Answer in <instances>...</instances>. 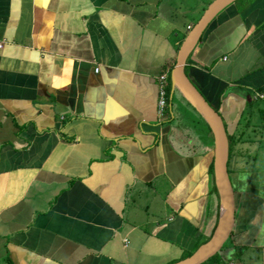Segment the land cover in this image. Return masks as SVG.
<instances>
[{"label":"crops","instance_id":"0c3cea01","mask_svg":"<svg viewBox=\"0 0 264 264\" xmlns=\"http://www.w3.org/2000/svg\"><path fill=\"white\" fill-rule=\"evenodd\" d=\"M175 11L170 0H0V264H173L211 237L210 129L172 86L157 116V77L194 26ZM184 69L229 137L224 254L251 248L248 264H264V172L238 168L258 135L264 154V0L223 10Z\"/></svg>","mask_w":264,"mask_h":264},{"label":"water","instance_id":"95a60500","mask_svg":"<svg viewBox=\"0 0 264 264\" xmlns=\"http://www.w3.org/2000/svg\"><path fill=\"white\" fill-rule=\"evenodd\" d=\"M237 0H213L187 33L170 71L171 86L180 92L206 123L213 138V181L219 197V213L211 237L190 256L173 264H202L218 253L234 228L235 191L228 173L229 141L219 113L203 97L185 73L186 62L213 20Z\"/></svg>","mask_w":264,"mask_h":264},{"label":"rangeland","instance_id":"374dc122","mask_svg":"<svg viewBox=\"0 0 264 264\" xmlns=\"http://www.w3.org/2000/svg\"><path fill=\"white\" fill-rule=\"evenodd\" d=\"M170 1L172 5L175 6V10H176L175 12L176 13L178 12L177 18L179 20L180 26L183 29H185L187 24L191 23L194 25L199 20L204 10L213 0H170ZM187 33H185V35H187ZM190 112L192 113V115L198 118L197 114H194V112H192L191 110ZM200 127L202 128L203 131L206 130L204 123H200V126H198V128L200 129ZM250 138H252V136H250ZM257 138H258L256 141L257 144H262L263 142L261 143V137L258 135ZM251 142L252 141L245 142L248 153L244 152L243 155L245 156L246 162L242 166H239L238 168L239 170L248 171V172L250 171L264 172V154H262L263 149L261 148L260 145H257ZM234 145L236 146V143H234ZM231 146H232V143H231ZM235 146L231 147L232 155L234 154L233 152H234ZM231 169H232V161L230 160L228 164V170L231 171ZM141 203L143 205V208L146 205L144 215L146 217H149L153 211V206L156 204V199L154 197L148 196L143 202L141 201ZM231 238L232 237L230 236L227 239V241L224 243L225 245H223L224 247L222 248V251L220 253H223L227 249V247L231 246ZM251 251H252L251 248H243L241 250H235L234 251L235 254L239 255V258H236L235 256H233V261L235 262V264L239 263L238 259L244 261L243 263L248 264L249 260L245 258L244 256L245 254L247 256H251L252 254Z\"/></svg>","mask_w":264,"mask_h":264},{"label":"built area","instance_id":"2783aa9c","mask_svg":"<svg viewBox=\"0 0 264 264\" xmlns=\"http://www.w3.org/2000/svg\"><path fill=\"white\" fill-rule=\"evenodd\" d=\"M190 30V27H188ZM169 81V72H164L157 77L158 94H157V116L164 118L167 113L168 98L166 93V86Z\"/></svg>","mask_w":264,"mask_h":264},{"label":"trees","instance_id":"16d2710c","mask_svg":"<svg viewBox=\"0 0 264 264\" xmlns=\"http://www.w3.org/2000/svg\"><path fill=\"white\" fill-rule=\"evenodd\" d=\"M119 1H123V0H119ZM211 26V24H210ZM209 26V27H210ZM171 89V84H170V79L168 81V84L166 86V93L168 95L169 93V90ZM201 93V92H200ZM216 110V109H215ZM217 111V110H216ZM232 140V139H231ZM227 167H228V162H227ZM228 170V169H227ZM228 173H229V170H228ZM211 177L213 179V171H212V165H211ZM225 245V244H224ZM224 247V246H223ZM222 247V248H223ZM228 248V247H227ZM235 250H241L240 248H237V249H234ZM222 251V249L216 253L214 256H212L211 258H209L207 261H205L204 263L202 264H230L231 261H233V256L235 255L236 258H239V255H236L235 252L233 254V256L230 257H227L224 252L223 253H220ZM240 260V259H238Z\"/></svg>","mask_w":264,"mask_h":264},{"label":"flooded vegetation","instance_id":"af4514ba","mask_svg":"<svg viewBox=\"0 0 264 264\" xmlns=\"http://www.w3.org/2000/svg\"><path fill=\"white\" fill-rule=\"evenodd\" d=\"M228 137V136H227ZM228 141H229V137H228Z\"/></svg>","mask_w":264,"mask_h":264}]
</instances>
